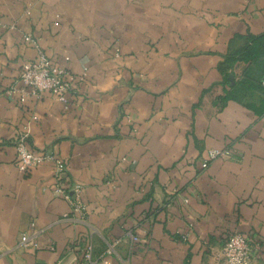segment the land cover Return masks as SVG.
I'll return each mask as SVG.
<instances>
[{"label":"crops","instance_id":"obj_1","mask_svg":"<svg viewBox=\"0 0 264 264\" xmlns=\"http://www.w3.org/2000/svg\"><path fill=\"white\" fill-rule=\"evenodd\" d=\"M24 35L77 78L67 107L6 93L36 59ZM262 36L264 0H0V264H82L88 243L93 264H224L234 232L264 264ZM25 123L82 185L84 223L52 163L18 170ZM212 148L229 155L202 168Z\"/></svg>","mask_w":264,"mask_h":264},{"label":"built area","instance_id":"obj_2","mask_svg":"<svg viewBox=\"0 0 264 264\" xmlns=\"http://www.w3.org/2000/svg\"><path fill=\"white\" fill-rule=\"evenodd\" d=\"M26 42L32 43L36 50V59L23 63L18 82V86L10 87L6 93L8 96L25 101L27 98L39 99L45 92L52 94L56 100L65 108L68 105V94L74 91V82L77 79L65 67L54 64L47 55L39 48L35 39L31 35H24ZM120 50L115 46L114 56L118 57ZM82 79V77H79ZM32 115L31 120H36ZM29 129L27 123L18 130L12 144L18 160V170L26 173L30 169L36 168L44 162L53 164V193L55 196L68 203L69 212L63 215L75 223H84L87 215V208L82 199V185L71 181L66 175V165L59 159L53 151L42 150L32 151L27 144ZM229 155L227 149H209L207 159L201 164L202 168L208 162L219 157ZM20 241L24 245L37 248L38 244L32 241L25 233L20 236ZM255 245L250 239L241 233H231L225 240L222 255L224 264H249L250 255L253 253ZM92 247L88 243L83 249L82 264H93L91 260Z\"/></svg>","mask_w":264,"mask_h":264},{"label":"trees","instance_id":"obj_3","mask_svg":"<svg viewBox=\"0 0 264 264\" xmlns=\"http://www.w3.org/2000/svg\"><path fill=\"white\" fill-rule=\"evenodd\" d=\"M254 41H256V42H258V43H259V42H260V43H261V42H264V36L259 37V38H257V39L254 40ZM246 52H247L249 55H251V57H252V56H255L256 59L261 58V54L264 53V52H262V51L255 50V49H251V50L248 49ZM246 55H247V54H246ZM246 55H245V56H246ZM249 55H248V56H249Z\"/></svg>","mask_w":264,"mask_h":264}]
</instances>
